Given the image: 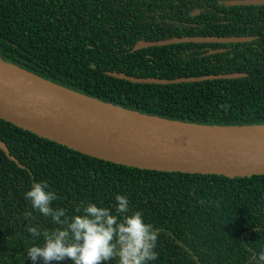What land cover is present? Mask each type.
<instances>
[{"label":"trees","instance_id":"16d2710c","mask_svg":"<svg viewBox=\"0 0 264 264\" xmlns=\"http://www.w3.org/2000/svg\"><path fill=\"white\" fill-rule=\"evenodd\" d=\"M227 1L0 0V60L69 91L147 116L208 126L263 125L264 4ZM192 36L254 38L132 50L138 41ZM107 73L160 79L247 75L160 85ZM0 141L18 161L0 150V264H33L27 250L42 245L43 236L32 237L28 228L58 227L25 200L34 181L48 182L59 197L51 206L68 217L78 214L75 207L81 202L111 208L114 214L115 196H126L129 214L141 211L145 223L159 230L158 259L149 264H250L252 253L264 249V175L128 167L2 119ZM25 212L34 219L26 220Z\"/></svg>","mask_w":264,"mask_h":264},{"label":"water","instance_id":"95a60500","mask_svg":"<svg viewBox=\"0 0 264 264\" xmlns=\"http://www.w3.org/2000/svg\"><path fill=\"white\" fill-rule=\"evenodd\" d=\"M226 4L263 5L264 0H229ZM253 38L173 37L138 41L132 50L189 42L242 43ZM107 75L133 83L167 85L247 74L177 79ZM0 119L79 153L128 167L226 177L264 175V124L208 126L147 116L69 91L1 60ZM0 150L18 163L2 141Z\"/></svg>","mask_w":264,"mask_h":264},{"label":"clouds","instance_id":"9594fccd","mask_svg":"<svg viewBox=\"0 0 264 264\" xmlns=\"http://www.w3.org/2000/svg\"><path fill=\"white\" fill-rule=\"evenodd\" d=\"M24 198L36 212L51 217L58 226L43 231L37 226L28 228L32 237L43 236L42 245L27 250L33 264H62L66 260L71 264H105L113 260L117 264H149L158 259L155 249L159 230L145 223L141 211L129 214L130 201L124 195L115 196L114 214L111 208L81 202L75 207L78 214L71 217L65 210L51 206L59 197L46 181H34ZM24 217L34 219L31 212H25ZM250 264H264V249L252 253Z\"/></svg>","mask_w":264,"mask_h":264}]
</instances>
